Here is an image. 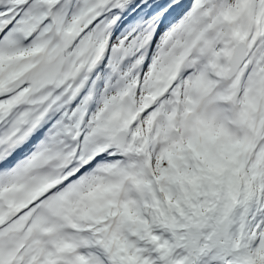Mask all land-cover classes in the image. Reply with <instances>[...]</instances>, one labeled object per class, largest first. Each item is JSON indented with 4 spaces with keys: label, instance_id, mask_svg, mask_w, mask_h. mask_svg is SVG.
<instances>
[{
    "label": "snow or ice",
    "instance_id": "obj_1",
    "mask_svg": "<svg viewBox=\"0 0 264 264\" xmlns=\"http://www.w3.org/2000/svg\"><path fill=\"white\" fill-rule=\"evenodd\" d=\"M0 264H264V0H0Z\"/></svg>",
    "mask_w": 264,
    "mask_h": 264
}]
</instances>
